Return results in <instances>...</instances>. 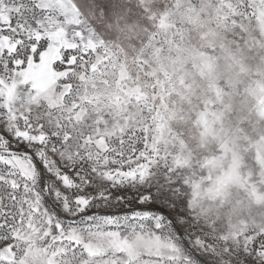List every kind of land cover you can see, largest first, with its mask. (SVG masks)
Instances as JSON below:
<instances>
[{
    "label": "snow or ice",
    "instance_id": "obj_1",
    "mask_svg": "<svg viewBox=\"0 0 264 264\" xmlns=\"http://www.w3.org/2000/svg\"><path fill=\"white\" fill-rule=\"evenodd\" d=\"M0 264H264V0H0Z\"/></svg>",
    "mask_w": 264,
    "mask_h": 264
}]
</instances>
